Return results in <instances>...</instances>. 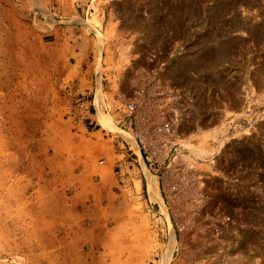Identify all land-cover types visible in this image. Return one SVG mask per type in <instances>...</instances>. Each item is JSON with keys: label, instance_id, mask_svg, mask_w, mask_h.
Masks as SVG:
<instances>
[{"label": "rangeland", "instance_id": "rangeland-1", "mask_svg": "<svg viewBox=\"0 0 264 264\" xmlns=\"http://www.w3.org/2000/svg\"><path fill=\"white\" fill-rule=\"evenodd\" d=\"M140 71L214 152L203 202L188 218L150 201L139 162L71 216L52 183L111 172L112 140L135 153L114 119ZM169 248L167 264H264V0H0V264H164Z\"/></svg>", "mask_w": 264, "mask_h": 264}, {"label": "built area", "instance_id": "built-area-1", "mask_svg": "<svg viewBox=\"0 0 264 264\" xmlns=\"http://www.w3.org/2000/svg\"><path fill=\"white\" fill-rule=\"evenodd\" d=\"M130 86L131 95L120 101L115 125L133 141L135 154L154 178L163 205L179 207L174 211L178 213L184 211L181 208L187 209L184 214L190 218L203 202V170L199 167L214 163V152L202 156L199 147H191L193 144L179 129L181 112L175 106L178 94L161 92L155 75L137 72ZM220 219L228 221L226 216Z\"/></svg>", "mask_w": 264, "mask_h": 264}, {"label": "crops", "instance_id": "crops-1", "mask_svg": "<svg viewBox=\"0 0 264 264\" xmlns=\"http://www.w3.org/2000/svg\"><path fill=\"white\" fill-rule=\"evenodd\" d=\"M85 70H81V72H79V74H82ZM92 107V105H91ZM88 122L86 123L87 125L92 124V122L88 117H85ZM97 121V120H96ZM93 125H95V123L93 122ZM118 128L121 131H124L122 128H120L118 126ZM125 132V131H124ZM126 133V132H125ZM108 137H103L102 139H105ZM106 155L108 157L107 160V165L109 166V169H111V172H104L102 173V175L100 177H98L96 180L94 179H90L88 177H71V180H67V188L68 190H66V192L64 191L63 187L64 186H59L57 184H59V182H53L52 184H56L53 187V190L56 187V193L66 196L69 199L70 204H68V211H70L71 216L75 215V202H74V195L77 194L80 199H106V204L112 203V195H111V189L118 185V182L121 181H127L130 180V178L133 176L134 174V164H140L139 163V159L137 157V155L129 150V144L126 141H123L122 139H115L112 140L111 142H109L108 144H106ZM94 154H100L99 153V149H95L93 152ZM84 154V153H83ZM88 160V155H82L80 157V161H83L85 163V165H83L84 168H86V172H88V168H91V166L89 167V164L86 165ZM98 162H103L102 160H98ZM115 168H118L119 171L118 172H114ZM110 172V173H109ZM119 174V176H118ZM139 174V173H138ZM121 175V176H120ZM137 175V174H136ZM135 175V176H136ZM138 178L140 180V183L144 182V185H146V176L145 173L143 174V172L140 173V175H138ZM145 188V187H144ZM147 191V188L146 190ZM82 194V195H80ZM148 194V193H147ZM76 196V195H75ZM82 196V197H81ZM63 199V198H62ZM62 210V208H61ZM60 210V211H61ZM59 213V212H58ZM56 215H58L56 213ZM55 215V216H56ZM59 216V215H58ZM74 230L72 229V232ZM63 230L57 228L56 231H53V239H51V241L54 242V245H60L64 238H63V234L62 233Z\"/></svg>", "mask_w": 264, "mask_h": 264}, {"label": "bare ground", "instance_id": "bare-ground-1", "mask_svg": "<svg viewBox=\"0 0 264 264\" xmlns=\"http://www.w3.org/2000/svg\"><path fill=\"white\" fill-rule=\"evenodd\" d=\"M98 117H99V120L101 121L103 126H105V127L112 126L110 118L106 117L100 111L98 112ZM144 173H145V176H146V188H147V193H148L149 200L153 201V202H158L161 206H163L162 201H161V199H160V197H159V195L157 193V189H156L154 178L149 175V173L146 171V169H144ZM172 234L173 233H172L171 228H170V230H169V240L170 241H169V244H168V245H170V248L173 245V243L175 242V240L173 239L174 236H172ZM170 248L168 249V251H167V253L165 255L164 264L168 263L167 257L169 256V253H170V250H171Z\"/></svg>", "mask_w": 264, "mask_h": 264}]
</instances>
